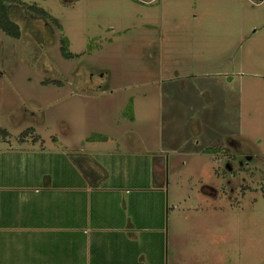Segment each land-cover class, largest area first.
I'll return each mask as SVG.
<instances>
[{
    "label": "rangeland",
    "instance_id": "1",
    "mask_svg": "<svg viewBox=\"0 0 264 264\" xmlns=\"http://www.w3.org/2000/svg\"><path fill=\"white\" fill-rule=\"evenodd\" d=\"M2 2L20 36L0 27V163L145 131L107 147L171 151L172 264H264V0Z\"/></svg>",
    "mask_w": 264,
    "mask_h": 264
},
{
    "label": "crops",
    "instance_id": "2",
    "mask_svg": "<svg viewBox=\"0 0 264 264\" xmlns=\"http://www.w3.org/2000/svg\"><path fill=\"white\" fill-rule=\"evenodd\" d=\"M122 132L87 140L103 150L98 157L91 154L95 148L86 155L89 166L104 172L92 180L70 147L24 152V164H13L26 167L20 175L9 162L0 163L6 166L0 170V264H172L176 246L169 239L162 179L172 172L173 155L166 151L164 162L147 163L130 148L116 153L107 145L119 137L126 146L149 143L141 137L145 131ZM20 139L26 142V136Z\"/></svg>",
    "mask_w": 264,
    "mask_h": 264
},
{
    "label": "trees",
    "instance_id": "3",
    "mask_svg": "<svg viewBox=\"0 0 264 264\" xmlns=\"http://www.w3.org/2000/svg\"><path fill=\"white\" fill-rule=\"evenodd\" d=\"M0 27L9 35L16 36V37L20 36V31L18 29L19 26H18V24L16 22H14L11 19L10 14H9V6L7 5V3H3L2 0H0ZM7 135H8V133L6 131V136ZM208 149L209 148H206L207 151L213 150L215 148H210L209 150ZM75 160H76V162H78L80 164V166L83 168V171L86 173L87 176H89L91 178V180H92V177H93V174H94L93 170L99 176L104 175V172H102V170L96 169V168H92L91 166L88 165L89 163L86 162V160L84 162L83 161V157L77 156L75 158ZM88 166L91 167V168L88 169L87 168Z\"/></svg>",
    "mask_w": 264,
    "mask_h": 264
},
{
    "label": "flooded vegetation",
    "instance_id": "4",
    "mask_svg": "<svg viewBox=\"0 0 264 264\" xmlns=\"http://www.w3.org/2000/svg\"><path fill=\"white\" fill-rule=\"evenodd\" d=\"M251 159V158H250ZM250 159H245V161L244 160H242L241 159V164H245V163H247L248 161H250ZM227 161H228V166H229V169H232V167H233V164L235 163L233 160H231V159H227ZM237 164H239L238 162H237ZM236 165V164H235ZM240 165V164H239ZM238 165V166H239ZM242 166V165H241ZM241 166H239L240 168L239 169H242L241 168ZM209 186H211V187H214V185H209Z\"/></svg>",
    "mask_w": 264,
    "mask_h": 264
}]
</instances>
